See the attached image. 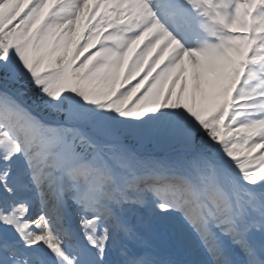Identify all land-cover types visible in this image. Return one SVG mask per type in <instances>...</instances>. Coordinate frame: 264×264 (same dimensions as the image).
<instances>
[{
    "label": "snow or ice",
    "instance_id": "snow-or-ice-1",
    "mask_svg": "<svg viewBox=\"0 0 264 264\" xmlns=\"http://www.w3.org/2000/svg\"><path fill=\"white\" fill-rule=\"evenodd\" d=\"M0 264H264V0H0Z\"/></svg>",
    "mask_w": 264,
    "mask_h": 264
},
{
    "label": "bare ground",
    "instance_id": "bare-ground-1",
    "mask_svg": "<svg viewBox=\"0 0 264 264\" xmlns=\"http://www.w3.org/2000/svg\"><path fill=\"white\" fill-rule=\"evenodd\" d=\"M136 46L134 45L133 48H135Z\"/></svg>",
    "mask_w": 264,
    "mask_h": 264
}]
</instances>
